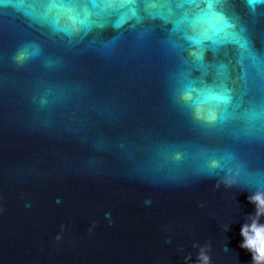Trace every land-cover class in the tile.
I'll return each instance as SVG.
<instances>
[{"label": "water", "instance_id": "water-1", "mask_svg": "<svg viewBox=\"0 0 264 264\" xmlns=\"http://www.w3.org/2000/svg\"><path fill=\"white\" fill-rule=\"evenodd\" d=\"M86 45L0 4V264H198L201 247L250 264L239 231L264 128L209 135L171 99L162 50L102 60Z\"/></svg>", "mask_w": 264, "mask_h": 264}, {"label": "clouds", "instance_id": "clouds-1", "mask_svg": "<svg viewBox=\"0 0 264 264\" xmlns=\"http://www.w3.org/2000/svg\"><path fill=\"white\" fill-rule=\"evenodd\" d=\"M7 6L42 20L50 32L69 41L86 40V47L102 60L126 51L162 50L172 65L171 99L193 124L209 135L259 140L256 133L264 128V0H53L43 5L7 0ZM40 7L43 13H38ZM231 158L230 153L221 157ZM220 166L219 161L211 164ZM240 175L239 166L229 168L216 187L231 188ZM251 179L257 187L247 200L254 211L240 223L239 247L250 254V264H264V186ZM96 227L93 223L89 233ZM55 240L59 245L61 236ZM197 262L211 264L206 247L199 249Z\"/></svg>", "mask_w": 264, "mask_h": 264}]
</instances>
